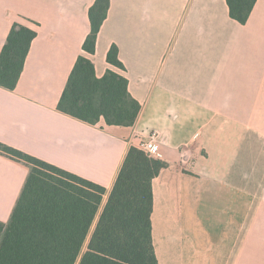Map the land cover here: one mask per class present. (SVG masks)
<instances>
[{
	"label": "crops",
	"instance_id": "crops-1",
	"mask_svg": "<svg viewBox=\"0 0 264 264\" xmlns=\"http://www.w3.org/2000/svg\"><path fill=\"white\" fill-rule=\"evenodd\" d=\"M93 3L0 0V51L14 23L36 31L16 87H0V143L101 185L104 206L134 137L155 130L166 164L152 180L157 263L264 264V0L243 25L225 0H110L87 54ZM111 46L124 71L107 63ZM79 55L97 78L127 79L141 106L131 126L57 110ZM28 173L0 153V222Z\"/></svg>",
	"mask_w": 264,
	"mask_h": 264
},
{
	"label": "trees",
	"instance_id": "trees-1",
	"mask_svg": "<svg viewBox=\"0 0 264 264\" xmlns=\"http://www.w3.org/2000/svg\"><path fill=\"white\" fill-rule=\"evenodd\" d=\"M229 16L245 24L257 0H225ZM110 0H94L90 30L82 50L93 54ZM36 31L14 23L0 51V87L14 90ZM107 63L124 71L116 46ZM140 104L129 94L127 79L112 70L101 78L79 55L57 110L89 125L131 126ZM0 153L24 163L29 173L7 223L0 222V264H158L151 228L152 180L166 167L161 160L130 147L115 183L90 228L105 188L0 143Z\"/></svg>",
	"mask_w": 264,
	"mask_h": 264
},
{
	"label": "built area",
	"instance_id": "built-area-1",
	"mask_svg": "<svg viewBox=\"0 0 264 264\" xmlns=\"http://www.w3.org/2000/svg\"><path fill=\"white\" fill-rule=\"evenodd\" d=\"M134 143L135 148L145 152L149 157L159 160V149L163 141L160 139L157 131L153 130L146 136L143 133H137L134 137Z\"/></svg>",
	"mask_w": 264,
	"mask_h": 264
},
{
	"label": "rangeland",
	"instance_id": "rangeland-1",
	"mask_svg": "<svg viewBox=\"0 0 264 264\" xmlns=\"http://www.w3.org/2000/svg\"><path fill=\"white\" fill-rule=\"evenodd\" d=\"M101 202H102V201H101ZM102 206H103V202L101 203L100 208H99V210H98V213H97V216H96L95 222L93 223V228H94V225H95V223H96V221H97L98 215H99L100 212H101ZM87 241H88V239L86 240V242H85V244H84V247H83L82 251H84V249L86 248Z\"/></svg>",
	"mask_w": 264,
	"mask_h": 264
}]
</instances>
